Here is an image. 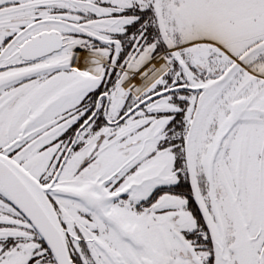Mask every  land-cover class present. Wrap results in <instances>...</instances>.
I'll return each mask as SVG.
<instances>
[{
    "label": "snow or ice",
    "instance_id": "6c2138e0",
    "mask_svg": "<svg viewBox=\"0 0 264 264\" xmlns=\"http://www.w3.org/2000/svg\"><path fill=\"white\" fill-rule=\"evenodd\" d=\"M0 264H264V0H0Z\"/></svg>",
    "mask_w": 264,
    "mask_h": 264
}]
</instances>
